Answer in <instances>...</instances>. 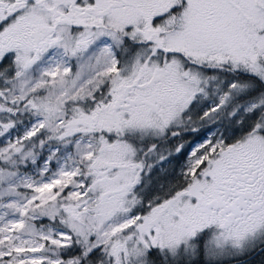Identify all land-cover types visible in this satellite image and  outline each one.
I'll return each instance as SVG.
<instances>
[{"label":"snow or ice","instance_id":"snow-or-ice-1","mask_svg":"<svg viewBox=\"0 0 264 264\" xmlns=\"http://www.w3.org/2000/svg\"><path fill=\"white\" fill-rule=\"evenodd\" d=\"M0 264H264V0H0Z\"/></svg>","mask_w":264,"mask_h":264},{"label":"flooded vegetation","instance_id":"flooded-vegetation-1","mask_svg":"<svg viewBox=\"0 0 264 264\" xmlns=\"http://www.w3.org/2000/svg\"><path fill=\"white\" fill-rule=\"evenodd\" d=\"M189 139H191V137H189Z\"/></svg>","mask_w":264,"mask_h":264}]
</instances>
